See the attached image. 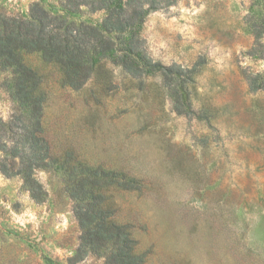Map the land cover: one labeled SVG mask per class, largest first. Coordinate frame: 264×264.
<instances>
[{
    "label": "rangeland",
    "instance_id": "374dc122",
    "mask_svg": "<svg viewBox=\"0 0 264 264\" xmlns=\"http://www.w3.org/2000/svg\"><path fill=\"white\" fill-rule=\"evenodd\" d=\"M37 6L76 30L107 14L68 0H0V14ZM111 6L137 24L81 84L19 49L36 116L0 62V264H112L118 247L85 237L94 217L128 227L143 264H264V0ZM128 45L157 66L127 70Z\"/></svg>",
    "mask_w": 264,
    "mask_h": 264
},
{
    "label": "trees",
    "instance_id": "16d2710c",
    "mask_svg": "<svg viewBox=\"0 0 264 264\" xmlns=\"http://www.w3.org/2000/svg\"><path fill=\"white\" fill-rule=\"evenodd\" d=\"M112 1L68 0L69 9L73 11H81V4L91 6L92 11L107 10L100 26L82 23L77 30L73 22L66 25L65 19L40 6L29 17L0 14V62L15 77L16 100L29 108L32 116H36L41 108V98L36 95L38 78L21 61L19 49L43 51L47 59L60 62L69 74H73V82L81 84V79H78L80 68L91 66L95 56L106 57L114 49L112 34L123 33L137 24V17L126 18L123 7L118 10L111 6ZM125 49L127 54L120 59L130 72L141 75L157 66L142 55L137 45H128ZM95 218L90 221L81 218V222L88 226L85 233L88 243L94 244L95 241L100 247H106L111 242L118 247L112 254V264H143L142 256L135 252V240L128 227L114 221L108 224L105 219L96 221ZM89 222H95V226L90 227ZM91 248L96 250L98 245Z\"/></svg>",
    "mask_w": 264,
    "mask_h": 264
}]
</instances>
